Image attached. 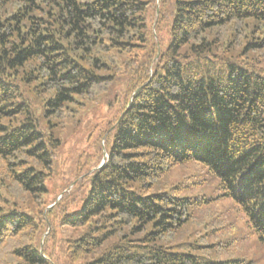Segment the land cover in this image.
Wrapping results in <instances>:
<instances>
[{"label":"trees","instance_id":"16d2710c","mask_svg":"<svg viewBox=\"0 0 264 264\" xmlns=\"http://www.w3.org/2000/svg\"><path fill=\"white\" fill-rule=\"evenodd\" d=\"M263 58L264 0H0V264H256L233 249L264 246ZM118 79L105 163L47 200L67 122ZM191 164L246 233L171 180Z\"/></svg>","mask_w":264,"mask_h":264},{"label":"rangeland","instance_id":"374dc122","mask_svg":"<svg viewBox=\"0 0 264 264\" xmlns=\"http://www.w3.org/2000/svg\"><path fill=\"white\" fill-rule=\"evenodd\" d=\"M264 61V58H263ZM261 61V62H263ZM264 64V62L262 63ZM123 89V81L116 80L105 92H102L95 100L85 104V106L67 122L63 131V139L65 144L62 147L61 160L55 168L52 179L48 182V192L46 199L51 200L54 196L60 198L62 193L59 191L63 188V184L68 180H72L77 167V161L82 153L89 155L87 162L82 157V161L86 162V167L91 166L97 160L100 162L103 159L104 153L108 151V145H105V134L102 131L107 127L108 121L111 120L119 110L121 90ZM99 156V157H98ZM98 157V158H97ZM182 174L191 175V180H200L202 183L192 186L190 189L184 190L186 195H202L210 201L204 203V206H212V209L219 211L222 221H234L239 227L237 230L242 231V234L247 232V229L242 225V219L233 210L232 199L227 196H219L220 189L217 187V179H211L205 169H201L194 165L177 168L171 173V180L175 181L182 177ZM83 177L81 175L79 179ZM76 180L69 183L64 192L69 190ZM50 203L47 207H50ZM227 222V221H226ZM225 222V223H226ZM230 227V223L227 225ZM187 232H196L201 230V225H191ZM69 229H64L68 233ZM47 231L43 234V236ZM42 236V237H43ZM225 240L224 237L221 238ZM233 251L238 255H252L256 264H264V246L260 245L252 236L246 239H240L235 242Z\"/></svg>","mask_w":264,"mask_h":264},{"label":"water","instance_id":"95a60500","mask_svg":"<svg viewBox=\"0 0 264 264\" xmlns=\"http://www.w3.org/2000/svg\"><path fill=\"white\" fill-rule=\"evenodd\" d=\"M156 12L158 13V8L156 9ZM106 156H107V153H104V155H103V159H102V161L100 162V164L98 165V167L102 166V165L105 163Z\"/></svg>","mask_w":264,"mask_h":264}]
</instances>
